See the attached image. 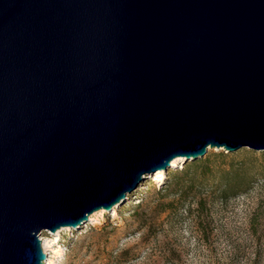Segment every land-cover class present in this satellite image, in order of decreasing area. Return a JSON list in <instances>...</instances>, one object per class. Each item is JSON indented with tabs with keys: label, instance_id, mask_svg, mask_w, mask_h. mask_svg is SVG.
I'll return each mask as SVG.
<instances>
[{
	"label": "water",
	"instance_id": "95a60500",
	"mask_svg": "<svg viewBox=\"0 0 264 264\" xmlns=\"http://www.w3.org/2000/svg\"><path fill=\"white\" fill-rule=\"evenodd\" d=\"M242 146L264 149V0H0V264Z\"/></svg>",
	"mask_w": 264,
	"mask_h": 264
},
{
	"label": "rangeland",
	"instance_id": "374dc122",
	"mask_svg": "<svg viewBox=\"0 0 264 264\" xmlns=\"http://www.w3.org/2000/svg\"><path fill=\"white\" fill-rule=\"evenodd\" d=\"M158 171L114 209L43 230L50 263L264 264V149L208 148Z\"/></svg>",
	"mask_w": 264,
	"mask_h": 264
},
{
	"label": "bare ground",
	"instance_id": "6f19581e",
	"mask_svg": "<svg viewBox=\"0 0 264 264\" xmlns=\"http://www.w3.org/2000/svg\"><path fill=\"white\" fill-rule=\"evenodd\" d=\"M183 159V157H181V156H177V157H175L174 159H172L171 160V165H173V164H175V162L176 161H178V160H182ZM159 171H158V173H161L162 171V169H158ZM161 175V174H160ZM160 175H158L159 177H160ZM119 205V204H118ZM117 204L116 205H113L114 207H113V209L115 208V207H117L118 206ZM103 209V208H102ZM63 227H68V226H62V227H60V228H63ZM58 231H59V228L55 231V232H52L53 234H57L58 233ZM42 238H40V241H41V247H42V250H43V252L46 254V258H45V261H44V264H51L50 263V260H49V258H48V250H49V248H50V246H51V240H50V237H48V236H41Z\"/></svg>",
	"mask_w": 264,
	"mask_h": 264
},
{
	"label": "trees",
	"instance_id": "16d2710c",
	"mask_svg": "<svg viewBox=\"0 0 264 264\" xmlns=\"http://www.w3.org/2000/svg\"><path fill=\"white\" fill-rule=\"evenodd\" d=\"M203 159H205V158H203ZM203 159H199V160H196V161H194V162H200L201 160H203ZM233 168V167H232ZM231 168V169H232ZM230 170V169H229ZM190 171V170H189ZM231 171V170H230ZM210 171L208 170V169H203L200 173H201V175L202 176H206L208 173H209ZM229 174V173H228ZM190 178H192V174L190 173Z\"/></svg>",
	"mask_w": 264,
	"mask_h": 264
}]
</instances>
